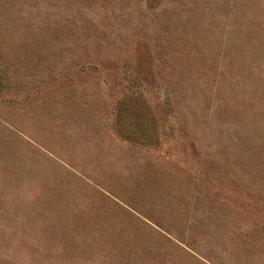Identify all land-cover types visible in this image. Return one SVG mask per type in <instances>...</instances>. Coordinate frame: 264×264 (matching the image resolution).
Segmentation results:
<instances>
[{
  "label": "rangeland",
  "instance_id": "374dc122",
  "mask_svg": "<svg viewBox=\"0 0 264 264\" xmlns=\"http://www.w3.org/2000/svg\"><path fill=\"white\" fill-rule=\"evenodd\" d=\"M0 264H264V0H0Z\"/></svg>",
  "mask_w": 264,
  "mask_h": 264
}]
</instances>
